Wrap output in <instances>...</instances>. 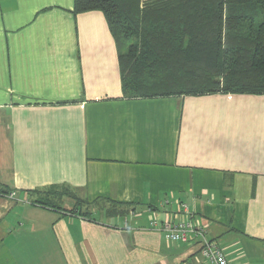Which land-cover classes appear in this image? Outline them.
<instances>
[{
  "label": "crops",
  "instance_id": "0c3cea01",
  "mask_svg": "<svg viewBox=\"0 0 264 264\" xmlns=\"http://www.w3.org/2000/svg\"><path fill=\"white\" fill-rule=\"evenodd\" d=\"M2 188L0 264H264V94L125 96L102 11L0 0Z\"/></svg>",
  "mask_w": 264,
  "mask_h": 264
},
{
  "label": "trees",
  "instance_id": "16d2710c",
  "mask_svg": "<svg viewBox=\"0 0 264 264\" xmlns=\"http://www.w3.org/2000/svg\"><path fill=\"white\" fill-rule=\"evenodd\" d=\"M94 10L116 40L125 96L264 94V0H75Z\"/></svg>",
  "mask_w": 264,
  "mask_h": 264
},
{
  "label": "built area",
  "instance_id": "2783aa9c",
  "mask_svg": "<svg viewBox=\"0 0 264 264\" xmlns=\"http://www.w3.org/2000/svg\"><path fill=\"white\" fill-rule=\"evenodd\" d=\"M12 197L15 192L10 193ZM167 201L166 204H169ZM180 207L184 211H188V205L180 202ZM151 227L164 233L167 240L178 243H189L193 240H199L203 243L202 252L210 261V264H229L227 256L216 245L214 241H209L206 229L200 224H196L190 217L180 219L178 221H159L152 220Z\"/></svg>",
  "mask_w": 264,
  "mask_h": 264
},
{
  "label": "rangeland",
  "instance_id": "374dc122",
  "mask_svg": "<svg viewBox=\"0 0 264 264\" xmlns=\"http://www.w3.org/2000/svg\"><path fill=\"white\" fill-rule=\"evenodd\" d=\"M49 191H51V193L50 194H53V195H56L57 193H58V190H56L55 188L53 189H49ZM62 192H64L65 194H66V191L67 192H69V190L68 189H66V188H64V187H62V190H61ZM42 191H33L32 193H34L35 195H37V196H39L40 197V199L44 202V203H46V204H50V202H52L51 200H52V198H49V196H42L43 194L41 193Z\"/></svg>",
  "mask_w": 264,
  "mask_h": 264
}]
</instances>
